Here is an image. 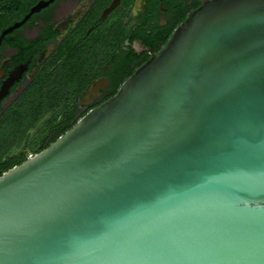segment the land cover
Listing matches in <instances>:
<instances>
[{
  "label": "water",
  "instance_id": "1",
  "mask_svg": "<svg viewBox=\"0 0 264 264\" xmlns=\"http://www.w3.org/2000/svg\"><path fill=\"white\" fill-rule=\"evenodd\" d=\"M0 264H264V0L202 2L3 172Z\"/></svg>",
  "mask_w": 264,
  "mask_h": 264
},
{
  "label": "flooded vegetation",
  "instance_id": "2",
  "mask_svg": "<svg viewBox=\"0 0 264 264\" xmlns=\"http://www.w3.org/2000/svg\"><path fill=\"white\" fill-rule=\"evenodd\" d=\"M40 1L48 0H18L0 13V119L20 108L38 82L39 91L48 93L64 74L74 73L73 98L50 103L48 112L58 114L45 121L36 146L48 141L46 123L52 117L61 122L72 113V124L109 99L190 13L211 0H119L105 14L114 0H52L23 21ZM14 147L7 157L25 156Z\"/></svg>",
  "mask_w": 264,
  "mask_h": 264
},
{
  "label": "trees",
  "instance_id": "3",
  "mask_svg": "<svg viewBox=\"0 0 264 264\" xmlns=\"http://www.w3.org/2000/svg\"><path fill=\"white\" fill-rule=\"evenodd\" d=\"M18 0H0V13H4L8 11L10 6H13L17 3ZM74 73L70 74H64L63 82H58V87H55L52 91L48 93L40 92L38 84L33 86L32 89H30V92L28 96H26V99L22 102L21 107L17 108V110L6 113L3 115V117L0 119V133L4 132V136L9 134L11 137L10 140L5 141L4 148L0 150V175L7 171L8 169L12 168L15 165L21 164L27 156L21 157V158H9L7 157L8 151L15 146L17 140H18V132L20 126L30 117H35L40 114L47 113L50 109V103H54L56 105L61 104L65 99H72L73 96L69 95L70 89L73 87L72 81L74 78ZM131 76V74L129 75ZM128 76V77H129ZM124 81V80H123ZM121 81V83L123 82ZM37 96L33 95L34 92H38ZM115 94V93H114ZM113 94V95H114ZM112 95V96H113ZM111 96V97H112ZM87 112L82 113L79 117H83ZM70 113L68 115V119L57 122V119L55 117H52L47 123H46V132L49 133V139L47 142L44 140L39 144L38 146H35L33 153L40 152L47 148L51 143H53L60 135L65 133L67 130H69L78 119H76L72 124H68V121L70 120ZM11 130H14L13 133H11ZM17 132V134H16ZM2 141V140H1ZM5 158V160H2V158Z\"/></svg>",
  "mask_w": 264,
  "mask_h": 264
},
{
  "label": "rangeland",
  "instance_id": "4",
  "mask_svg": "<svg viewBox=\"0 0 264 264\" xmlns=\"http://www.w3.org/2000/svg\"><path fill=\"white\" fill-rule=\"evenodd\" d=\"M52 112H54L53 114L57 116L58 111ZM52 112L30 117L25 122H23L19 128L18 140L15 144V147L12 149L15 154L22 153L23 155L27 156L33 151L34 147L38 143V140H40V138L43 136V132L40 130L44 128V123L52 114ZM13 131L14 130H11V133H13ZM11 137L12 136L9 134L4 136V132L0 133V150L4 148L3 144H5V141L7 144V141L10 140Z\"/></svg>",
  "mask_w": 264,
  "mask_h": 264
}]
</instances>
